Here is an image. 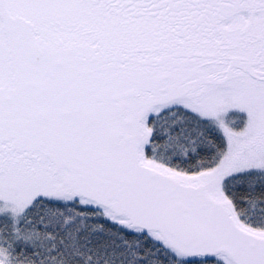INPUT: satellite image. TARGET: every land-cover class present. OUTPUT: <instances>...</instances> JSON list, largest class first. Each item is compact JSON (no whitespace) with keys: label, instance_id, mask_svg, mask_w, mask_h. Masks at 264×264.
<instances>
[{"label":"snow or ice","instance_id":"1","mask_svg":"<svg viewBox=\"0 0 264 264\" xmlns=\"http://www.w3.org/2000/svg\"><path fill=\"white\" fill-rule=\"evenodd\" d=\"M0 264H264V0H0Z\"/></svg>","mask_w":264,"mask_h":264}]
</instances>
